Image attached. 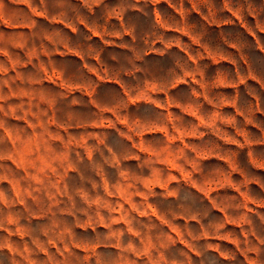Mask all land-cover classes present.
I'll return each mask as SVG.
<instances>
[{
    "label": "rangeland",
    "instance_id": "obj_1",
    "mask_svg": "<svg viewBox=\"0 0 264 264\" xmlns=\"http://www.w3.org/2000/svg\"><path fill=\"white\" fill-rule=\"evenodd\" d=\"M0 264H264V0H0Z\"/></svg>",
    "mask_w": 264,
    "mask_h": 264
}]
</instances>
